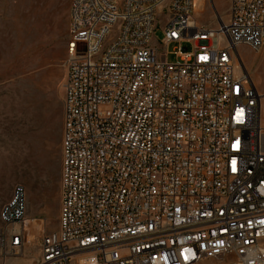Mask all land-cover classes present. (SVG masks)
<instances>
[{"label":"built area","instance_id":"1","mask_svg":"<svg viewBox=\"0 0 264 264\" xmlns=\"http://www.w3.org/2000/svg\"><path fill=\"white\" fill-rule=\"evenodd\" d=\"M195 2L70 0L58 228L32 264H264L262 95L236 58L264 46V0L217 26ZM25 203L19 187L0 209L5 258Z\"/></svg>","mask_w":264,"mask_h":264},{"label":"rangeland","instance_id":"2","mask_svg":"<svg viewBox=\"0 0 264 264\" xmlns=\"http://www.w3.org/2000/svg\"><path fill=\"white\" fill-rule=\"evenodd\" d=\"M198 0H196L197 3ZM230 0H203L194 19L207 26L226 20ZM70 0H0V209L17 188L26 191L39 174V153L48 155L49 136L63 107L66 41ZM166 16H156L154 41L161 44ZM167 61H175L173 44ZM236 58L262 95L260 125L264 127V47L258 51L238 45ZM58 219V218H57ZM27 217L20 255L3 257L0 264H21L39 253L42 233L57 230L58 220ZM1 225V222H0ZM202 264H221L204 259Z\"/></svg>","mask_w":264,"mask_h":264},{"label":"crops","instance_id":"3","mask_svg":"<svg viewBox=\"0 0 264 264\" xmlns=\"http://www.w3.org/2000/svg\"><path fill=\"white\" fill-rule=\"evenodd\" d=\"M62 136L63 107L56 113L54 127L49 136L48 155L43 151L39 153V174L26 191L27 217L49 220L58 218L61 200ZM34 259L33 256H28L21 264H32ZM197 264L202 263L200 261Z\"/></svg>","mask_w":264,"mask_h":264},{"label":"bare ground","instance_id":"4","mask_svg":"<svg viewBox=\"0 0 264 264\" xmlns=\"http://www.w3.org/2000/svg\"><path fill=\"white\" fill-rule=\"evenodd\" d=\"M195 6H196V11H199L202 9L203 6V0H198L197 3L195 2Z\"/></svg>","mask_w":264,"mask_h":264}]
</instances>
